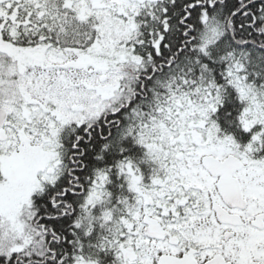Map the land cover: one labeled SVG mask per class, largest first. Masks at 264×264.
<instances>
[{
	"label": "snow or ice",
	"instance_id": "obj_1",
	"mask_svg": "<svg viewBox=\"0 0 264 264\" xmlns=\"http://www.w3.org/2000/svg\"><path fill=\"white\" fill-rule=\"evenodd\" d=\"M0 264H264V0H0Z\"/></svg>",
	"mask_w": 264,
	"mask_h": 264
}]
</instances>
